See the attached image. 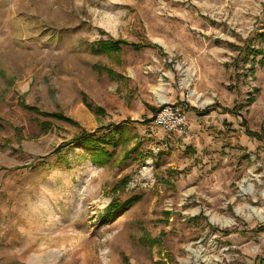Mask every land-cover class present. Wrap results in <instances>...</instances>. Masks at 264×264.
I'll list each match as a JSON object with an SVG mask.
<instances>
[{
  "label": "rangeland",
  "instance_id": "rangeland-1",
  "mask_svg": "<svg viewBox=\"0 0 264 264\" xmlns=\"http://www.w3.org/2000/svg\"><path fill=\"white\" fill-rule=\"evenodd\" d=\"M261 33L264 0H0V264H264Z\"/></svg>",
  "mask_w": 264,
  "mask_h": 264
},
{
  "label": "trees",
  "instance_id": "trees-1",
  "mask_svg": "<svg viewBox=\"0 0 264 264\" xmlns=\"http://www.w3.org/2000/svg\"><path fill=\"white\" fill-rule=\"evenodd\" d=\"M262 41H264V33H261L258 35ZM146 47L148 45L146 44H138V43H132L128 42L123 39H107V40H97L90 44V51L94 54H117L119 53L122 48L124 47H131L132 49H139V47ZM250 52H252L253 57L251 60L252 66L248 70V72L253 73L254 67L253 64L258 63L260 65H263L264 62V56L263 52L260 49H254L252 47H246ZM261 55L262 58L259 61H256V56ZM248 75H250L248 73ZM89 108H91L94 112L99 113L100 109L93 108L90 104L87 105ZM154 115L159 111V107L157 109H152ZM193 111H197L194 108H191ZM228 112H230L228 109H226ZM53 117H56L58 119L66 120L67 118L61 115V113H54L51 114ZM153 118V117H152ZM121 130L119 128H115V132L109 135H102L100 137H94L90 136L86 133H83L82 136L76 140H80V146L82 148H85V150H88L90 160L94 162L95 164L101 165L106 163L109 159L112 158L113 153L109 148H115L119 145L118 141V134H120ZM116 134V135H115ZM252 136H256L255 133H249ZM138 200H140V196H133L131 198L126 199L124 202H118V201H111L109 205L106 208L105 212V218L110 219L115 212H118L120 210H125L129 208L132 204L136 203Z\"/></svg>",
  "mask_w": 264,
  "mask_h": 264
},
{
  "label": "built area",
  "instance_id": "built-area-1",
  "mask_svg": "<svg viewBox=\"0 0 264 264\" xmlns=\"http://www.w3.org/2000/svg\"><path fill=\"white\" fill-rule=\"evenodd\" d=\"M152 121L169 134L180 137L189 135V121L179 105L161 104L159 111L153 115Z\"/></svg>",
  "mask_w": 264,
  "mask_h": 264
}]
</instances>
